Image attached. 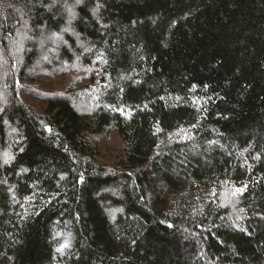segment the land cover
Here are the masks:
<instances>
[{"label": "trees", "instance_id": "1", "mask_svg": "<svg viewBox=\"0 0 264 264\" xmlns=\"http://www.w3.org/2000/svg\"><path fill=\"white\" fill-rule=\"evenodd\" d=\"M0 264H264V0H0Z\"/></svg>", "mask_w": 264, "mask_h": 264}, {"label": "rangeland", "instance_id": "2", "mask_svg": "<svg viewBox=\"0 0 264 264\" xmlns=\"http://www.w3.org/2000/svg\"><path fill=\"white\" fill-rule=\"evenodd\" d=\"M43 79H44V78H43ZM69 80H70V79H67L65 82H67V81H69ZM59 81L63 82L62 80H59ZM59 81H56V82H59ZM56 82H50V83H47V85L50 86V84L52 85V83H56ZM63 83H64V82H63ZM31 100H32L34 103H36V101H37V100H35V99H31ZM31 103H32V102H31ZM105 145H107V144H105ZM105 145H104V146H105Z\"/></svg>", "mask_w": 264, "mask_h": 264}, {"label": "snow or ice", "instance_id": "3", "mask_svg": "<svg viewBox=\"0 0 264 264\" xmlns=\"http://www.w3.org/2000/svg\"><path fill=\"white\" fill-rule=\"evenodd\" d=\"M78 2H79V0H78ZM6 163H7V161H5Z\"/></svg>", "mask_w": 264, "mask_h": 264}]
</instances>
